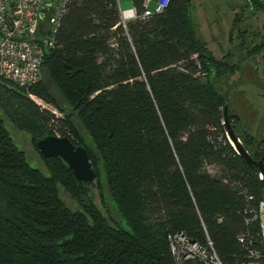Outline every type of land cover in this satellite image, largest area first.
I'll return each instance as SVG.
<instances>
[{
  "label": "trees",
  "instance_id": "trees-1",
  "mask_svg": "<svg viewBox=\"0 0 264 264\" xmlns=\"http://www.w3.org/2000/svg\"><path fill=\"white\" fill-rule=\"evenodd\" d=\"M131 1L137 17L122 26L118 0H69L42 63L62 104L42 80L28 91L0 82V264H204L176 262L168 240L176 234L210 244L222 264H264L263 180L228 142V90L216 85L239 67L197 38L191 0H169L147 18L145 0ZM4 118L38 154L46 135L84 147L95 181L76 180L59 158L39 154L44 171L31 166ZM228 121L259 158L250 135Z\"/></svg>",
  "mask_w": 264,
  "mask_h": 264
},
{
  "label": "rangeland",
  "instance_id": "rangeland-1",
  "mask_svg": "<svg viewBox=\"0 0 264 264\" xmlns=\"http://www.w3.org/2000/svg\"><path fill=\"white\" fill-rule=\"evenodd\" d=\"M119 2L122 10L129 8L126 5V0H119ZM230 3L228 2L227 4L223 0H191L190 15L197 38L205 42L206 49L212 53L213 57L221 60L227 55V64L229 66L243 68L245 81L241 85L236 84L240 77L239 73H235L227 79L218 80L216 85L223 92L228 90L229 103L235 109V112L240 114L243 125L246 126L245 124L249 123L252 129L251 132L255 133V127L264 118V84L260 83V79H264L263 15L255 13V11L249 12L245 15L246 18L242 22H238L236 15L240 13V10L231 7ZM153 8L154 3L150 5V9L153 10ZM41 80L45 83L47 91L55 99L56 103L62 104L63 98L44 72ZM0 82L14 88L1 79ZM27 96L29 100L41 109L57 117L63 116L53 105L33 95L27 94ZM5 121L15 144L25 153L29 164L44 171L43 162L35 151L30 136L25 132L16 130L6 119ZM79 133L83 144L93 149L89 137L81 127L79 128ZM207 171L213 175L217 172V168L213 166L207 167ZM99 172H101V168H99ZM259 178L261 179L260 174ZM92 192L94 194V203L104 216L109 217L111 215L114 217L115 215L111 208L106 210L103 207L96 189H92ZM59 196L66 206L71 209L76 208L75 201L61 188L59 189ZM259 217L262 221L261 211L259 212Z\"/></svg>",
  "mask_w": 264,
  "mask_h": 264
},
{
  "label": "built area",
  "instance_id": "built-area-1",
  "mask_svg": "<svg viewBox=\"0 0 264 264\" xmlns=\"http://www.w3.org/2000/svg\"><path fill=\"white\" fill-rule=\"evenodd\" d=\"M155 2L153 10L149 9ZM169 0H145L142 18L161 13ZM69 0H0V79L28 91L42 78L46 50L54 36ZM137 17L134 8L120 10L122 26ZM46 24V26L44 25ZM261 237L264 245V202L259 205ZM176 262L198 259L204 264H222L209 244L201 246L181 234L168 236ZM259 255L254 254V258Z\"/></svg>",
  "mask_w": 264,
  "mask_h": 264
},
{
  "label": "water",
  "instance_id": "water-1",
  "mask_svg": "<svg viewBox=\"0 0 264 264\" xmlns=\"http://www.w3.org/2000/svg\"><path fill=\"white\" fill-rule=\"evenodd\" d=\"M224 121L227 127V139L233 149L261 175L264 198V158L261 157L259 160H255L243 148L230 127L226 106L224 107ZM36 150L44 158H59L73 172L76 180L95 181L96 174L91 167L87 150L82 146H75L68 137L46 135L36 142Z\"/></svg>",
  "mask_w": 264,
  "mask_h": 264
},
{
  "label": "flooded vegetation",
  "instance_id": "flooded-vegetation-1",
  "mask_svg": "<svg viewBox=\"0 0 264 264\" xmlns=\"http://www.w3.org/2000/svg\"><path fill=\"white\" fill-rule=\"evenodd\" d=\"M225 3L228 4V2H231L229 5L231 7H235L240 10V13L236 15V18H239L240 22H242L246 18V14L249 12L255 11V13H261L263 15V22H262V28L264 29V0H223ZM264 38V35H263ZM236 73L240 74L239 80L237 81V85H241L245 81V76L243 72V68H239ZM264 75V72H263ZM260 83L264 84V79H260ZM226 106V111H227V119L228 116L231 117V121H237L238 123V129L241 134H248L252 138V146L251 148L253 149L254 152L257 154H261L259 158H253L255 160H259L261 157L264 158V118L261 119L259 124L255 127V133H252V129L249 123H246L244 126L242 123V118L240 114H237L235 112V109L232 107L230 103ZM230 123L231 127V122ZM232 129V128H231ZM233 131V129H232ZM234 133V131H233ZM238 139V138H237ZM239 140V139H238ZM240 141V140H239ZM241 143V142H240Z\"/></svg>",
  "mask_w": 264,
  "mask_h": 264
},
{
  "label": "crops",
  "instance_id": "crops-1",
  "mask_svg": "<svg viewBox=\"0 0 264 264\" xmlns=\"http://www.w3.org/2000/svg\"><path fill=\"white\" fill-rule=\"evenodd\" d=\"M118 3H119L120 10H122V8H121V6H120V2H119V0H118ZM152 3L155 4V2L152 1V2L150 3V5H151ZM126 5H127L129 8H127V9H125V10L132 9V8H133V6H132V1H131V0H126ZM130 5H131V6H130ZM150 5H149V8H150ZM190 9H191V8H190Z\"/></svg>",
  "mask_w": 264,
  "mask_h": 264
}]
</instances>
